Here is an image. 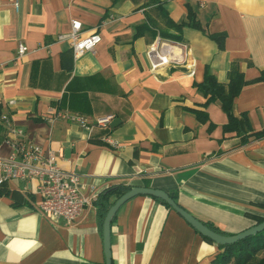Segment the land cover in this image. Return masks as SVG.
Wrapping results in <instances>:
<instances>
[{
	"label": "crops",
	"instance_id": "crops-1",
	"mask_svg": "<svg viewBox=\"0 0 264 264\" xmlns=\"http://www.w3.org/2000/svg\"><path fill=\"white\" fill-rule=\"evenodd\" d=\"M160 1L171 20L191 11L198 27L184 25L179 40L160 37L164 24L151 0H0V157L11 151L9 129L18 128L25 143L52 150L90 199L66 224L44 217L27 185L5 182L0 264H105L94 199L112 184L174 193L181 207L228 234L264 217V0ZM71 19L83 34L101 36L76 58L56 39ZM157 36L184 59L151 70L146 52ZM19 42L27 48L21 56ZM234 65L249 82L233 99L234 115L248 119L244 132L225 130L220 101L205 103L197 87L207 72L226 84ZM57 112L90 123L112 115L114 124L86 129ZM110 229L112 264H211L218 251L147 195L126 201Z\"/></svg>",
	"mask_w": 264,
	"mask_h": 264
},
{
	"label": "built area",
	"instance_id": "built-area-1",
	"mask_svg": "<svg viewBox=\"0 0 264 264\" xmlns=\"http://www.w3.org/2000/svg\"><path fill=\"white\" fill-rule=\"evenodd\" d=\"M14 6L17 7L16 1ZM56 39L67 42L73 57L76 58L86 51H93L95 45L101 41V36L95 29L83 34L81 21L71 19L70 31L59 33ZM173 46H178L185 52L189 50L183 43H173ZM26 49V46L19 42L17 55H23ZM146 55L151 70L164 64H177L184 59L175 56L171 42L161 40L159 36L149 46ZM7 104H13V100H8ZM56 116L74 121L86 129L93 126L107 127L112 120V115L99 117L94 123L88 122L78 113L57 112ZM8 134L11 151L7 156L0 157V187L10 180L21 181L38 197V210L44 217L51 221L62 219L66 224L73 223L83 207L90 202V199L79 191L77 175L58 167L52 150L43 151L37 145L25 143L20 138V129L10 128ZM103 139L112 146L118 145V142L108 135L103 136Z\"/></svg>",
	"mask_w": 264,
	"mask_h": 264
},
{
	"label": "trees",
	"instance_id": "trees-1",
	"mask_svg": "<svg viewBox=\"0 0 264 264\" xmlns=\"http://www.w3.org/2000/svg\"><path fill=\"white\" fill-rule=\"evenodd\" d=\"M151 3L155 5V9L161 16L164 24L162 28L153 26L158 29L157 32L160 37L179 40V33L184 25L198 27V23L191 11L188 12L185 21L174 22L169 18L168 13L163 8L160 0H151ZM211 37L218 39V36L211 35ZM247 83L249 82L244 80L242 73L238 70L236 65H234L228 72V82L226 84L218 82L212 73L207 72L204 75L203 81L197 85L198 89L207 97L205 103L215 99L220 101L221 107L227 115V124L224 126L225 130L244 132L249 129L247 117L245 115L235 116L233 112V99L238 94L241 87ZM131 187L132 186L130 185L124 184H112L97 194L94 199V204L98 208L102 221L113 201L124 192L128 191ZM168 194L174 199V201H176L174 193ZM112 197L114 200H111ZM158 201H160L168 210H172L164 201L160 199H158ZM263 220L264 217H257L254 224L260 223ZM203 223L216 232L228 234L208 222L203 221ZM201 237L212 242L210 239L203 237L202 235ZM216 245L218 246V251L213 256L211 264H264V229L234 243Z\"/></svg>",
	"mask_w": 264,
	"mask_h": 264
},
{
	"label": "water",
	"instance_id": "water-1",
	"mask_svg": "<svg viewBox=\"0 0 264 264\" xmlns=\"http://www.w3.org/2000/svg\"><path fill=\"white\" fill-rule=\"evenodd\" d=\"M114 124V120L110 122V125ZM136 195H147L164 201L173 211L180 215L186 223H188L198 234L210 239L215 244H231L246 236L253 235L264 229V220L260 223H256L248 227L247 229L235 234H222L214 231L201 220L193 216L186 209L181 207L174 199L161 189L145 186H132L128 191L124 192L108 208L102 223V238H103V251L105 257V264H112L111 250H110V235H111V222L118 211V209L128 200Z\"/></svg>",
	"mask_w": 264,
	"mask_h": 264
}]
</instances>
